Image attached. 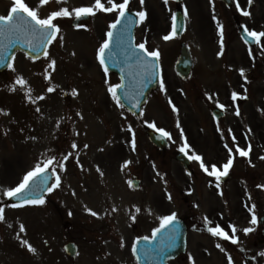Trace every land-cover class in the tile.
<instances>
[{
  "label": "rangeland",
  "instance_id": "374dc122",
  "mask_svg": "<svg viewBox=\"0 0 264 264\" xmlns=\"http://www.w3.org/2000/svg\"><path fill=\"white\" fill-rule=\"evenodd\" d=\"M28 2L31 6L39 4V0H28ZM90 2L91 0H67L66 3L58 5L56 0H50L48 4L40 7L39 11L43 16L58 7H69L71 9V7L86 6ZM240 3L242 8L251 11V18L244 17L235 9V0L233 8H227L221 3H214V14L218 15L219 22L224 25V40L227 39L224 55L219 58L217 57L219 38L215 39L218 34L216 22L214 21V27L211 21L213 5L210 4L209 0L185 1L183 8L188 10L186 31L183 36L175 37L169 41H163L161 37L169 32L168 28L172 20V14L175 13V4H144L148 17L144 23L139 24L136 39L139 43L147 38L150 50L153 48L160 49L162 76L166 93L161 91L158 86L149 95L143 107V115L138 120L125 108L122 110L116 108L106 90L105 77L103 72H100L101 68L96 60V54H94L99 42L104 38V33L108 30V24L115 19L114 15L97 13L89 20L81 22L86 25V28L79 30L72 25L73 18H63L58 21L65 38L64 45L62 47L59 42H54L49 53L52 58L57 60V68L53 73L52 83L53 85H59V87L55 93L48 94L45 101L39 102V105L44 106L42 108L45 109L49 122L45 121L41 133L38 134L42 135L41 140L46 142V152L49 155L52 154L49 150H54L57 154L60 145H63L62 151L65 152L74 139L81 148L84 143L89 144V148L81 153V162L87 170L82 172L76 166L74 160H70L67 164V171L62 174V187L52 192L53 198L47 205V209L51 211L55 207L54 200L56 202L59 200L64 205H68L67 208H73L75 213L71 216L70 221L75 230L72 228L69 231L68 238L72 236L71 238H75L80 246L77 262L81 260V264H102V260L97 259L99 254L93 249L90 241L85 238L82 229H89L96 235V239L102 237L106 241L111 239L113 253L121 258L125 253L126 258H129V262H132V251L130 250L132 244L138 236L142 234L149 235L148 233H151L153 227L156 226L155 217L159 218L161 216L159 213L154 212V206L157 210L159 205L160 212H163L162 215L171 211H175L177 215L184 214L187 202L182 200L183 192L179 191V188H183L186 181L184 177L185 169L176 160V154L183 145L184 138H186L192 149L197 154H201L204 160L205 158L214 162H216L215 160L220 162L224 160L225 155L223 153L218 152L217 155L218 142H221V136L213 126L210 110L217 103L223 104V101L225 102L227 98L231 97L232 91L235 90L242 96L247 93L253 94L252 99L259 111L256 113L260 114V119L264 123V96H261V94L264 95V54L256 46L253 49L255 59L249 57L248 46L243 43L237 31L238 24L264 30L261 27L264 26V0H253L254 7L252 5L249 7L247 0H240ZM130 5L137 11L140 10L139 0H130ZM10 6L11 0H0V14L6 15ZM182 41L191 46L195 62L193 75L186 81L176 76L173 67ZM73 51L76 53L75 56L71 55ZM47 63V60L42 63L40 72L43 73ZM32 67L29 64L23 67L17 65L16 69L18 68V74L20 68L28 73L25 78L30 81L28 84L32 83L31 88L34 94L38 95L48 85L43 79V75L38 77L34 72L35 68L40 67L34 64ZM240 68L245 69L246 79L239 74L238 70ZM107 79L110 83L116 84L119 83L120 78L109 72ZM72 88L78 89L80 93L78 97L73 98L61 94V92H70ZM244 88L247 89L246 93ZM8 90V86L0 88L1 93H6ZM205 93L213 95V98L209 100ZM11 94L10 103L18 113L25 117V114L31 109V104L26 103L24 90L18 86L17 90L11 92ZM169 98L178 108V114L172 112L168 103ZM77 110L82 112L84 120H80L75 116ZM226 110H229L231 114L229 118L235 119L233 117L234 108L230 106ZM121 111H123V116L120 115ZM60 116H64L65 119L61 122V126L56 128L55 121ZM68 117L72 119H68ZM177 118L181 128H183V137H181L180 130L176 127ZM153 121L156 127L163 128L171 134V139L168 138L170 145L164 151L155 148L144 130ZM1 122L9 123L7 117H1ZM128 125H131V132L127 130ZM220 125L225 126L222 122ZM122 128L124 131L121 130ZM77 131L80 133L79 136L75 135ZM133 133L137 137L135 141L138 143V154L137 157L129 156L128 160H131L132 164L121 170L124 161L121 153L124 149H131L130 137ZM255 133L258 140L261 138L260 141L264 146V135L259 130ZM262 133L264 134L263 127ZM9 139L17 143V145L10 146L16 159H13L14 163L11 171L4 178H0L2 189L15 186L24 173L31 169V165H34V162L28 161L25 156H22L26 141L24 135L16 139L13 135H10V138L8 136ZM98 148H103V153L110 151L112 156H102V152L98 151ZM257 151V157L264 155L261 148L258 147ZM116 152L119 154L117 158ZM189 155H191V152H189ZM241 162L242 160L236 159L234 165L237 168L236 172L241 171ZM193 164L199 167L198 162L193 161ZM95 165L100 166L104 172L103 177H100L95 171ZM133 173L142 180L141 189L138 191L128 183ZM179 176L183 178L182 181L181 178L178 179ZM171 188L176 189L175 204H172L174 203L172 199L170 203L167 197V201H165V190ZM73 189L76 192L75 196L71 194ZM229 199L231 205L235 206V199L232 200L230 196ZM84 201L88 205L100 207V210L101 206L106 205L108 212H111L113 205L118 210L126 209L123 212L117 210L115 213L108 215L112 227L109 225L107 227L104 219L98 224H95V222L88 224L84 220V217L89 218L88 213L84 210V204H86ZM224 205L226 207V204ZM137 207L140 208L138 213L135 211ZM27 211H31L30 214L33 217L45 215L43 208L40 207L27 208ZM157 211L159 212V210ZM122 214H124V217ZM17 215L18 218L15 223L18 227L20 223H23L26 214L22 210L18 211ZM61 215L62 213L59 211L55 217L46 215L49 224L53 223L50 227L54 226V229L56 228V238H59V233H61V238L55 240L59 242L66 239L64 234L68 229L65 225L55 223L57 219L59 221L62 218ZM133 216H135V220L132 219ZM121 238H123V248L120 247ZM196 238L202 239V236L197 234ZM208 242L211 244L210 241ZM226 247H224L225 252H223L222 259L216 255L215 250L211 247L214 250L213 258L207 260V257H202L195 264H228L226 262L227 255L231 254L234 258L237 252L240 251L234 247H231L228 251ZM95 248L101 252V255H104L105 245L99 244ZM236 262L244 264L245 261L242 256H239ZM18 263L22 264L20 261ZM64 264H67V260L64 261Z\"/></svg>",
  "mask_w": 264,
  "mask_h": 264
},
{
  "label": "snow or ice",
  "instance_id": "6c2138e0",
  "mask_svg": "<svg viewBox=\"0 0 264 264\" xmlns=\"http://www.w3.org/2000/svg\"><path fill=\"white\" fill-rule=\"evenodd\" d=\"M50 0H39V4L37 6H31L28 0H11V6L7 10L6 15H0V35L14 36L16 37V41L23 39L24 44L27 45L30 49H32V53L28 54V58L30 60L35 61L41 55L44 59L48 61L47 66L43 70V79L47 82L46 89L38 95H33V90L28 86V80L22 74H17L12 86L9 88L10 92H15L17 87L19 86L24 90L25 101L28 104L34 106V113L38 114V118L44 119L45 114L42 111L39 102L45 101L47 99L48 94L55 93L59 85H53V73L57 68V60L50 56L48 51L49 45H52L54 42H59L63 47L64 45V36L62 34V29L58 23L60 19L63 18H73L76 23H74V28L79 30L82 28H86V25L79 23L82 18L86 17H94L97 13H105L114 15L115 19L112 20L107 28L108 30L104 33V38L99 42L98 47L96 48V60L98 62L99 67L101 68L104 77L105 84L107 85V92L110 94L111 100L114 102L117 109H124L125 104L122 102V97L119 94V90L124 87L123 83L112 84L107 79L109 73V66L106 63V59L108 56L107 53H112V43L114 38L118 40L120 44L127 43L126 52L128 56L133 58L139 67L142 69L143 74L149 78V82L152 78H159V87L160 90L166 93L165 83L162 76V68L160 66V58L161 51L159 48H153L150 50L148 46L147 38L142 40L139 43H134L135 37L131 32V29L134 25L142 24L148 17L147 10L144 8L145 0H139L140 10L136 11L135 14H131L129 5L130 0H91V2L86 6H78V7H58L56 10H52L45 15H41L39 8L48 4ZM57 4L66 3L67 0H56ZM210 4L213 5V15L212 20L216 22L217 34L219 37V51L217 52V57H222L225 51V40H224V25L219 22L218 17L214 14V0H209ZM163 3L167 5L169 0H163ZM253 4V0H247V5L250 7ZM235 9L239 11L244 17L251 18L252 13L249 10L241 7L240 0H235ZM185 17L188 15V10L185 8L184 10ZM119 26V27H118ZM177 17L173 13L172 14V26L171 30L167 32V34L163 35L161 39L163 41H169L173 39L177 35L178 30ZM245 36L244 43L249 45L247 51L249 57L253 56V48L252 44L254 43L258 48L262 50V54H264V30H257L255 27L249 28L247 25L241 26ZM264 28V26H261ZM14 43L13 40H8V45H12ZM37 49L39 51H37ZM71 55L75 56L76 53L73 51ZM15 56H9L7 54V46H0V66H5L13 73L17 72V69L14 65ZM239 74L242 77H245V69L240 68ZM183 92V90H181ZM244 92H247V89L244 88ZM62 95L71 96L73 98L79 96V91L76 88H72L70 92H61ZM209 100L213 98V95L209 93H205ZM238 99H247V96H241L237 91L231 92V101L234 103ZM168 103L171 106V110L173 113L179 112L176 105L172 102L171 98L168 99ZM132 106L139 107V99L138 96L132 97ZM217 107L221 109H225L226 106L224 104H216ZM0 114L5 116L10 115L9 112H6L3 108H0ZM143 115V111L140 113ZM123 116V111L120 113ZM215 113L213 116L215 117ZM235 115L240 116V108L238 105H235ZM75 116L80 120H84V116L81 111L77 110L75 112ZM65 119L64 116H60L55 121V127L59 128L61 126V122ZM71 119V117H68ZM150 127L155 128V122L153 121ZM176 127L180 130L181 137L184 136L183 128L180 126L179 119L177 118ZM217 132L220 134L221 139L225 142L223 143L224 149L227 151L228 155L226 157V162L218 167L217 163H205V160L201 154H197L194 149H192L191 145L187 142V139L184 138L183 145L180 147V151L183 152L186 156H188L189 160L196 161L199 164L200 169L205 173L208 177H212L215 180L214 187L218 190L221 188V179L222 177H227L229 175V170L232 168L234 163V150L235 153L240 157L249 158L250 153L252 152V144L251 142L247 143L246 147H240L237 137L232 132V129H227L228 137L232 141V146H229L227 140H225V130L222 129L217 121L216 124ZM124 131V129H121ZM129 132H131V125H128ZM8 131L3 132V135L7 136ZM21 133L25 132V128L21 127L19 129ZM158 132L162 133L164 137H168L171 139V134L165 131L163 128H158ZM251 128L247 129V132L244 133L245 139H247L248 135L251 133ZM76 136H79L80 133L77 131L75 133ZM86 135V133H85ZM132 139L130 141V147L133 151L136 149V141L135 134H132ZM26 139L36 141L38 138L36 136H27ZM111 143V141H109ZM89 148L88 143H84L82 148L74 139L69 145L68 150H66L62 154H55L54 150H49L52 152L51 155L46 153H41L43 157L42 160L37 161L35 165L28 171H26L23 177L15 184V186H8L6 188L0 189V196L7 198L8 200L15 201L12 203H4L0 201V222H6L5 218V208H22L29 205H44L46 203L44 193H52L56 189H60L62 187V174L67 171V164L70 160H74L76 166L83 172L86 171L84 164L81 162V153L85 152ZM98 151H104L103 148H98ZM191 152V155H189ZM260 160H264V155L259 157ZM248 163L251 164L252 161L249 158ZM132 164L131 160H124L121 165V170L127 168ZM155 167V165H153ZM254 167V165H253ZM49 170L51 172V177L49 175ZM95 171L98 173L100 177L104 176V172L101 170L99 165H95ZM159 175V173H157ZM188 175H191V172H188ZM50 178H54L51 183H49ZM129 185H132V181H128ZM209 186H213L212 181H209ZM70 187V186H69ZM83 187V186H81ZM257 188H264V184L256 185ZM73 196L76 195L75 190L71 191ZM219 194L222 196L223 192L220 191ZM168 200L172 199L171 194L168 195ZM249 199L251 196L249 195ZM245 207H248L247 204ZM255 208V204L249 208V211ZM84 210L93 217L99 218L101 213L94 211L89 208L87 205L84 206ZM117 207L113 205L111 207V212L107 210L104 211V215H110L111 213H115L117 211ZM135 211L140 212V208H136ZM135 220V216L132 217ZM177 221V213L175 211H171L168 214L161 215L159 217V226L154 227L152 229L151 237L144 236L138 237L137 242L141 239L147 241L149 239L155 240L157 235L161 233L163 230L166 233V238L169 243L166 245L167 247H174L175 241L178 237L179 228L175 226V222ZM251 224L255 225L257 223V217L254 212H252L251 216ZM203 228H198L196 225H193L194 231H202L206 230L211 236L222 238L223 240L231 241L232 244H237L238 239L236 237V226L229 225L228 227L231 229L233 235H229L227 231L224 230L223 227L220 226L219 223L213 225V221L205 215L203 217ZM8 227H12L11 224ZM253 229L252 228H244V233H249ZM26 234V228L23 223L18 225V231L15 233V237L19 242L20 247L26 248L29 253L35 254L37 249L33 246L32 243L29 242L28 239L24 238ZM47 244V241L44 242ZM107 244V241H105ZM120 247H124L123 238H121ZM215 248L220 252H225V249L221 246L220 243L215 244ZM131 251L133 255H136L138 252L137 244L133 243L131 247ZM142 251L143 254L147 255L155 251L153 248H148L147 246ZM159 252H163L164 249L160 248ZM208 250L205 249V252ZM78 254V253H77ZM210 255V253H209ZM264 257V252L259 254ZM100 259V257H97ZM136 259L139 260L140 256L136 255ZM188 259L191 261V264H195V260L192 255L189 254ZM228 264H233V258L229 254L227 255Z\"/></svg>",
  "mask_w": 264,
  "mask_h": 264
},
{
  "label": "flooded vegetation",
  "instance_id": "af4514ba",
  "mask_svg": "<svg viewBox=\"0 0 264 264\" xmlns=\"http://www.w3.org/2000/svg\"><path fill=\"white\" fill-rule=\"evenodd\" d=\"M174 0H169V2H173ZM156 3H163V0L155 1ZM249 98H247V101ZM227 105V104H226ZM250 106L252 109L248 110V116L246 113L242 114V120L236 119L235 121H229L227 122L228 129L231 128L232 132L237 137V141L240 144H243L244 147L247 146L248 142H251L252 144V152L250 153V159L252 161L251 164L248 163V159L246 158L244 160V173L240 174V177L242 179V182L236 183V188L233 191V194L235 196L236 205L232 206V210L235 213V217L243 219V221L246 223L247 221L251 223V216L247 215L248 209L252 207L253 204H255V208L252 210V212L255 213L259 225L262 226L259 228L257 224L251 226L253 229L251 232H249L250 237L253 238V242L255 247L257 248L258 242H262L261 246H264V188H257L256 185L258 184H264V166L260 162V159L256 156V148L253 145L252 140L245 139L244 133L247 132V129L250 127L251 132H255L259 126H263L262 122L258 120L257 114L255 111L256 105L255 103H250ZM29 122L32 121V117L30 116L28 118ZM259 123V125L257 124ZM243 138V140H241ZM249 138V135H248ZM11 146L10 143L0 147V178H4L10 171L14 159V155L11 151L8 150ZM254 165V168L252 172H249V168ZM194 175L199 176L198 174L191 171L190 179L187 181V185L189 188H193L195 186L196 194L193 195L194 202H200L201 197L204 196V201L207 203L206 211L201 216L200 214H196L194 212V205L190 206L189 212L186 215L185 221L187 224V246L188 251L186 254V258L191 263V261L188 259L189 254L192 255L193 259H199L203 256H209V250L207 245L203 242L202 239L196 238V235L198 233H204L207 232L206 230L202 231H194L193 225H196L198 228H203V217L207 215L212 221L213 225L215 226L216 223H219L221 227L225 224L224 218L222 216V212L224 211V203H223V195L219 194L222 189L218 190L214 187L215 180L212 177L205 176L204 174L201 176L204 178L206 183L204 181L199 180V178L194 181L193 177ZM212 181L213 186H209V181ZM221 188H222V181ZM199 187H203L206 189V192H199ZM251 196V199H247L249 202V208L245 207V198L248 196ZM3 201V200H0ZM252 212L249 211V213L252 214ZM9 215H5V218H7ZM249 217V220H247ZM258 233L260 236L258 237ZM11 232L5 227V222H0V264H6L7 260H14L16 255V244L10 240ZM47 230L41 226H38L36 229H34L33 224L30 222L26 227V239L29 240L30 243H35V247L37 249V252L35 254L29 253L26 248L20 247L19 254L24 255L26 259H30L33 255H35L36 259L41 260V264H51L50 261L54 259V256H58L60 252H58L56 249L49 248V241L47 236ZM213 236H210V239H213ZM217 238V237H216ZM47 241V244L44 242ZM205 241V240H204ZM217 241H219L221 244H223L222 238H217ZM205 249L208 251L205 252ZM54 250V251H53ZM261 251V247L259 249ZM261 252L257 253V250L250 252L249 264H264V257L260 256ZM182 256H180L178 259H180ZM177 259V260H178ZM73 264H75L73 262Z\"/></svg>",
  "mask_w": 264,
  "mask_h": 264
},
{
  "label": "water",
  "instance_id": "95a60500",
  "mask_svg": "<svg viewBox=\"0 0 264 264\" xmlns=\"http://www.w3.org/2000/svg\"><path fill=\"white\" fill-rule=\"evenodd\" d=\"M131 14H135L132 13ZM177 23L179 25L178 29L183 27L184 19L183 16L178 14L177 15ZM119 27V26H118ZM135 25L132 27L131 32L133 34ZM11 39L14 41L12 45H8V40ZM0 46H7V54L11 56L14 51L17 49H23L29 54L32 53V49H30L27 45L24 44L23 39H20L19 41H16V37L14 36H7V35H0ZM127 43L120 44L116 38H114L112 43V53H107L106 55L108 58L106 59V63L108 64L109 68L113 71H117L120 74V77L122 78V83L124 87H122L119 90V94L122 97L123 102L134 112L140 113L141 105L145 101L147 94L157 86L158 84V77H154L149 82V78L146 77L143 74L142 69L139 67L137 62L128 56L126 52ZM37 51H39L37 49ZM192 62L190 58V53L188 48L183 45L182 47V55L177 63V69L181 75H184V77H188L191 72ZM3 66H0V69ZM138 96L139 99V107H133L132 106V97ZM150 138L152 141L157 144L159 147H164L166 145V139L154 132L149 131ZM179 158L183 161V163L187 164V162L184 160V157L179 156ZM179 240L176 239L175 246L177 251L181 243L182 238ZM151 242V244H150ZM147 243H144L139 250L145 249L147 246L148 248L155 249V242L150 241ZM142 251H138L137 255L140 256V259L138 260L140 264H147L145 257L141 253ZM175 252V250H174ZM169 252H164L160 255V257L157 259V264H166L167 256ZM151 264L153 263V259L151 258ZM150 264V263H149Z\"/></svg>",
  "mask_w": 264,
  "mask_h": 264
}]
</instances>
